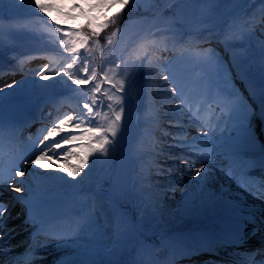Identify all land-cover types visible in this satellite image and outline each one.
I'll use <instances>...</instances> for the list:
<instances>
[{
  "label": "rangeland",
  "instance_id": "rangeland-1",
  "mask_svg": "<svg viewBox=\"0 0 264 264\" xmlns=\"http://www.w3.org/2000/svg\"><path fill=\"white\" fill-rule=\"evenodd\" d=\"M163 1L166 4L171 3V7L178 10L180 16L178 24L168 19L162 21V18H160L161 22L159 19L152 21L150 13L154 5L149 0H146L143 13L138 15L127 14V23L123 27L125 31L119 37H116L110 45L105 47L103 51L104 61L101 64L91 59V56L86 52V46L75 57H72L67 48L73 46V42L77 40L72 33L79 30V28L74 24L59 25L52 20L50 11L54 5L63 7L66 10H72L74 6H77L76 4L84 3L98 8L100 12L110 10V14L114 15L115 12H112L114 4L111 6L98 5V0H39L40 3L52 5L51 8H46L41 13L38 9L34 8L37 0H5L10 8L19 14V17L0 24V42H2L0 58L3 62H15L25 53L32 51H41L54 62V66L46 72L31 75L24 79L18 76L13 87L0 89V115L2 113L5 114L3 115L5 130L12 128V124H6L5 120L6 118H11L12 112L7 111V113H4L5 109L2 107L7 104L9 105V100L30 99L34 107L37 103L45 104L49 99L60 97L66 102L72 101L77 105V111H66L73 119L69 124L62 125L56 136L46 141L50 143L55 139L62 138L65 128L67 131H73L74 135H81V131L73 127V121L80 123L81 128L87 126L107 128L111 120L114 119V112L119 111L120 105L117 103V98L121 97V102L126 109L123 121L125 130L113 151L114 162L112 170L105 173L99 172L95 178L96 188L99 191V193L95 194V197L100 196L106 199L113 213L108 215L99 208L96 213L103 219V222L101 224L97 223L99 227L93 229L95 234L91 239L89 238L90 233L80 235L79 238L85 241V245L106 246L115 240L116 220L117 218L120 219L124 209L115 194L111 193L113 189L109 191L107 188L110 182L114 185H122L129 192V201L125 204V208L127 213L133 216L130 225L121 228L122 240L131 245L130 261L135 259L134 257L138 258L137 251H150L155 246H152L144 235L157 232L159 235H163L165 240L167 235H169L166 232L167 228H163L156 223L157 221L162 222L163 218H159L154 222H149L144 218L146 214L144 208L147 206V203L137 198V185L133 184L132 179L125 178L127 173L130 172V167L126 162L127 154L122 144L124 140L135 138L138 142L141 138L143 119L146 116L143 107L144 101L154 99L155 103L156 101L161 102L167 96V93L163 94L161 92V83L158 80V74L166 72L161 66L162 61H170V71L182 86V96L190 103L192 108L195 107L197 102V98L194 95L199 94V92L195 88L191 89V86L195 83L204 85V81L201 79L203 75L211 76L213 81L217 83L218 88L227 91H231L232 85L230 81L234 77V79L238 80L242 90H245L243 93L244 98L250 105H253L254 100L258 99L250 95V88L255 87L259 89L261 82H264V48H262V44H264V26L256 25L253 23L254 21L248 24V17H241L235 14V8L249 4L250 11L252 12L251 16L255 18L258 11L257 7L263 5L264 0H244V3L241 4H233L232 0H217L215 7L211 9L210 13L214 17V22L203 25L198 23L199 19L209 14L203 6L198 4L182 5L178 4L177 0ZM183 24L194 32L195 37L207 34L210 36L212 42L217 43L218 47H222L223 50L227 49L228 46L232 47L234 54L229 55L227 59L226 57L219 56V51H214L216 57L219 58V65L214 62L209 63L203 55H200L205 50L196 48L189 49L187 54L184 53V49V52H175V54L169 52L166 59L154 58L153 47L167 48L173 46L171 44L165 45V42L170 41L167 38L168 29L170 28L178 30L183 34V40L176 43L177 46L175 45L177 48L187 43V37L182 32L181 25ZM209 28L210 31L208 30ZM249 30L252 33L251 38L244 42L232 38L234 34ZM132 38H137V40L130 46H126L127 42ZM170 43L172 42L170 41ZM85 60L88 62V73L82 71ZM70 63H74V66L68 74H65L66 65ZM139 63H143L144 68L136 73L134 78L129 79L131 66ZM93 68L96 69L97 74L92 82L83 85L75 84V79H87V76L92 75L91 69ZM166 73L169 74L168 72ZM45 76L50 77V79H44ZM240 78L244 79L245 82L243 84ZM120 81L125 82L124 93L117 91ZM98 85L99 90L96 91ZM212 94L216 96V90H213ZM85 103L89 104L95 115L84 109L83 105ZM109 104L113 107L109 108ZM256 122L259 123V120L256 119ZM51 128L53 127L41 130L39 133L26 139L28 141L43 140ZM168 137L165 136L166 139ZM258 137L261 141L264 140V124L260 126ZM133 145L135 143H131V146ZM248 145L249 143H246L245 146ZM135 146L138 145L136 144ZM32 147L30 142L27 145L17 147L14 159L21 154L29 157L34 156L35 153H32ZM181 153L183 155L184 152L182 151ZM166 157L167 154H164V160H169ZM179 158L180 160L185 159L182 156ZM5 160L6 152L2 151V154H0L2 167L8 165V162ZM12 165L6 168L10 171L15 170L17 166ZM26 166L29 167L30 165ZM123 166H126L124 172L122 171ZM63 187L67 191L65 194H71L72 197L75 195V197L68 211L62 215L60 223L53 225L54 233H58L63 229L68 231L70 228L76 227L81 220V217H79L81 214L76 217L71 215L74 210V202L78 198L76 195L79 187L78 183L66 182L63 184ZM114 193H116L115 190ZM7 200L1 201L5 203ZM12 214L14 218L19 217L18 215L15 216V212ZM209 215L210 224H215L213 223L214 213L209 211ZM108 229L110 230V234L107 238H104L103 233ZM172 236L174 238L175 234H172ZM77 241L79 242L80 240L77 239ZM121 248V244L116 245V249L119 250ZM110 251L107 249L105 253L110 255ZM130 261L126 264H130Z\"/></svg>",
  "mask_w": 264,
  "mask_h": 264
},
{
  "label": "bare ground",
  "instance_id": "bare-ground-1",
  "mask_svg": "<svg viewBox=\"0 0 264 264\" xmlns=\"http://www.w3.org/2000/svg\"><path fill=\"white\" fill-rule=\"evenodd\" d=\"M249 7L250 5L246 4L235 8V14L241 17H248V24L253 20ZM258 18L259 16L256 19ZM164 75L168 74L160 72L158 80L161 83V92L163 94L167 93V96L161 102L156 101L155 103L153 99L146 100L143 103L146 117L143 119L140 139L142 147L132 150L129 146V140L123 142V147L127 154L126 162L130 167V172L127 173L125 178L132 179L133 184L137 185V198L147 203V206L144 208L146 212L144 218L149 222L163 218L162 222L157 221L156 223L163 228H167L166 232L171 237L172 234H175V239L173 240V237H169L167 242L155 246L151 250L149 249L150 251H137L138 258L134 257L135 259L131 261L129 259L131 245L122 240L121 232L117 235L113 244H109L106 247L93 244L85 245V241L82 238H78L79 242L76 240V243H70L67 246H60L61 242L57 239H53L50 242L35 240L33 244H35L37 249L33 250V247H31L32 250L29 252L30 255L27 258L28 262L21 259L16 261V264H64V262H67V264H126L129 261L130 264H165L166 255L169 254V247L172 244L178 246V248L183 247L192 240L207 235V230L212 227L209 221V211L216 212L215 218H223V221L220 223L221 227H217V229H224L230 228L231 225L241 224L244 219L243 213L258 207L260 202L253 196L252 192H248L246 187L242 186L244 181L236 175L235 177L230 176L227 174V170H221V167L225 165V161H223V165L220 161L222 154H213L211 158L201 154L208 151L207 141H198L197 143L200 147L196 151H189L187 146H177L179 144L190 145L192 143L191 137L198 136L201 132L212 129L214 124L220 123V115L210 116L206 114L208 113V106L219 105L222 108L219 98L213 96L212 93H208L203 84L195 83L191 86V89H197L200 95H194L197 98L195 106L197 110H194L182 95L180 97L173 95L171 91L172 85L163 79ZM231 85V91L237 90L242 94L234 78L231 79ZM262 85H264V82H261L260 87ZM203 98L210 99L204 101ZM62 102L67 108L77 109L76 104L72 101L66 102L62 100ZM252 104L248 105L256 113L251 120L254 141L249 143L248 146L242 144L240 146V153L247 167V177L254 179L255 170H253V166L264 160V140L261 141L258 137L260 126L264 124V119H261L259 116L260 100L256 99ZM209 116L211 119L208 124H204L201 127L198 126L197 122H205ZM55 117V121L47 125V128L51 125L52 127H56L59 121L66 116L56 115ZM256 118L259 120V123L256 122ZM62 134L64 135L63 138H65L74 133L70 130L67 131L65 128ZM165 136L169 137L166 139ZM230 136L234 137L235 133L230 132L228 126L225 124H220V128L215 131V137L218 139H226ZM53 142L62 143V138L55 139L50 143L45 141L48 144V150H50L49 154L55 153L53 154L54 165L52 168L40 167V165L47 163V161H38L37 166L30 165L27 168L21 163L22 166L14 174H5L6 177L2 176L4 170H0L2 172L0 173V177H2L0 178V186H4L6 190H10L7 198H11L13 204L11 208L7 209L4 225L0 226V244L8 245L0 249V251L4 252V260L8 259L6 257L9 255H13L12 257L19 259V257L25 254V249H17L20 247V244L14 242L20 239L14 237L17 234L12 231L20 224L18 221L22 219L24 213L29 212L35 215L32 216L33 218L37 219L46 218V216L56 212L53 215V221L58 220L64 214L61 211L65 207L60 209L59 212L61 213L57 214L58 211L54 209V206L62 200V196L57 195L53 190L63 189L62 186L65 182H78L79 191L76 194L79 197L74 203V210L71 215L76 217L81 214L79 217L82 218L85 213L92 210V201L91 199H86V197L96 193L95 178L97 173H105L112 170L114 162L113 152L110 153L109 157L95 154L90 157V160L94 159L95 163L85 170L87 175L78 176L75 180L67 177L62 169L65 166L70 167L73 164V157L68 156L67 159H63L62 157L63 153L68 151V148L71 146H65L62 149H52L51 145ZM39 143L40 140H37L34 145H39ZM215 143L213 141L214 153L217 151ZM144 146L147 148L151 147V149L161 148L162 150H150ZM41 148H43L42 145ZM169 149L171 151H168ZM182 151L184 152L183 155ZM32 153H35V155L31 158L35 159V156L39 155V150H34L33 147ZM163 154H168L169 160L164 161ZM180 156L185 159L180 160ZM185 161L187 162L185 163ZM200 163L206 164L207 172L202 173L201 176H194L195 168L199 167ZM21 171H26L27 174L25 176L18 175ZM40 175L47 176L49 179L44 184L37 185L33 182L34 177ZM175 182L177 183L173 184ZM149 183H151V186L146 188ZM17 188H31L32 192H16L15 189ZM37 191L42 194V202L35 207L29 208L26 205V200ZM95 200L101 206L100 210L104 213L108 215L113 213L106 199L95 197ZM0 203L3 202L0 200ZM66 203L67 201L65 202V206ZM21 204L23 205L22 214L18 218H9L10 214ZM96 211V223L101 224L103 219ZM11 224L13 226L6 229ZM75 228H70V230L65 231L59 236L69 234ZM19 234L23 235L24 233L19 232ZM109 234L110 230L108 229L103 233V237L107 238ZM117 244H121L122 248L116 249ZM107 247L111 250L110 255L105 253ZM260 261H264V257Z\"/></svg>",
  "mask_w": 264,
  "mask_h": 264
},
{
  "label": "snow or ice",
  "instance_id": "snow-or-ice-1",
  "mask_svg": "<svg viewBox=\"0 0 264 264\" xmlns=\"http://www.w3.org/2000/svg\"><path fill=\"white\" fill-rule=\"evenodd\" d=\"M131 3H135V0H98L99 4H104L106 6H111L112 4L119 3L120 8L123 9L125 6H128ZM178 4H198L203 6L209 14L202 16L198 23L207 24L209 22H214V17L210 14L211 9H213L217 3V0H177ZM5 0H0V19L3 18V5ZM233 4L244 3V0H232ZM94 5V6H98ZM51 4L40 3L39 0L34 5L35 9H38L39 12H44L46 8H51ZM119 11V10H118ZM264 11V9H262ZM107 25L95 26L94 19H89L88 22L82 26L83 29H90V32H84L82 30H76L72 33L77 40L73 42V46L68 47L67 51L75 57L81 49H84L86 45L91 43L92 37L98 36L99 27H106ZM210 31V28L208 29ZM251 30L247 32H241L239 34H234L233 39L240 42H244L247 39L251 38ZM168 40H170L174 45L183 40V34L178 30L168 29ZM62 43H64L62 41ZM111 43V41L109 42ZM0 48H2V42H0ZM264 48V44H262ZM205 57L209 63L220 64L219 58L216 57L215 52L212 49L205 50L204 53L200 54ZM75 63V61H74ZM74 63L66 65L65 74H68L73 68ZM170 61L163 60L161 66L164 71L168 72V75H164L163 79L168 81L171 85V91L174 96L180 97L182 95L183 89L182 86L177 82L175 75L170 71ZM47 67V66H45ZM144 68L143 63L133 64L131 66V71L129 73V79L134 78L135 74L140 72ZM84 73L89 72L88 62L84 61V67L82 68ZM92 75L87 76V79H75L76 85H83L92 81L96 77V69H91ZM44 79H50V77L45 76ZM201 79L204 81V87L208 93H212L213 90H216V96L219 97V102L222 105L221 114H220V123L214 124L212 129L208 131L201 132L198 136L191 137L192 143L190 145L179 144L180 147H188L189 151H196L199 149L200 145L198 141H207L208 142V151L202 152L201 154L205 157L211 158L213 154H222L225 161V165L221 167V170H227V174L235 177L238 173L243 179V185L247 190L252 192L257 199L264 200V180L256 181L252 178L247 177V167L245 162L242 159L240 153V146L242 144L251 143L254 141V131L252 128L251 120L255 112L251 109V106L247 104L246 99L240 94L237 90L227 91L225 89L218 88V85L211 76L203 75ZM115 86V85H114ZM99 90V85L96 88V91ZM117 91L124 93L125 92V82H119V88ZM250 95L258 98L260 100V111L259 116L261 119H264V85L259 89L255 87L250 88ZM111 99V97H109ZM117 103L120 105L119 111L114 112V119L111 120L107 128L99 127H84L81 128L80 123L73 121V127L81 131V135L70 134L67 138L62 137V143L53 142L51 147L52 149H62L65 146H71L68 148V151L63 153V159H67L68 156L73 157V164L71 167L65 166L62 171L66 173L67 177H71L75 180L76 177L81 175H87L86 169L90 168L92 164L95 163V160H90L91 156L99 154L103 157H109L110 153L115 150L116 144L118 143L120 137L124 133V114L125 106L121 102V97L117 98ZM183 103V101H181ZM84 109H87L89 113H93V109L89 107V104L85 103L83 105ZM109 108L113 106L108 105ZM179 107V106H178ZM95 115V113H93ZM73 118L71 116H66L64 119L60 120L56 127H53L48 130V134L40 141L39 145H34V150H39V155L35 156V159H32L29 156L23 154L15 158V163L12 166H22L23 165H32L37 166L38 161H47V163L40 165L44 168H52L54 165L53 154H49L48 144L45 141H49L50 138L57 135L60 131V126L68 124ZM220 124H225L228 126L230 132H234L235 136L228 137L226 139L216 138L215 131L220 128ZM9 138L11 139V133L9 132ZM5 139V127L3 119H0V154H2L3 146ZM174 139H176L174 137ZM213 141H215V147L217 151L213 152ZM41 145L43 148H41ZM60 158V157H58ZM187 161H185L186 163ZM207 168L205 163H200L199 167L195 168L194 176H201L202 173H206ZM26 171H21L18 173L20 176H25ZM203 179V177H201ZM49 177L47 176H37L34 177V183L37 185L44 184ZM23 183V182H22ZM255 185V187H253ZM16 192H21L22 189H15ZM25 192H32L31 188L23 189ZM42 194L37 191L35 194L30 195L26 200V205L29 208L35 207L42 202ZM86 199H91V211L84 214L81 220L76 225V228L69 234L54 236L53 239H57L61 242L60 246H67L70 243H76V240L83 233H90L89 238L95 234L93 229H97L99 226L96 223L95 211L101 206L97 204L95 200V195L86 197ZM8 205L0 203V226H3L5 223V214L8 209ZM28 222L27 220L25 221ZM121 222L117 218L115 229L117 235L121 232ZM238 240L244 239L242 236L237 237ZM260 252L255 254H246L244 259L246 264H257L255 260V255H260ZM239 255V254H237ZM67 264V262H64ZM260 264H264V261H261Z\"/></svg>",
  "mask_w": 264,
  "mask_h": 264
},
{
  "label": "trees",
  "instance_id": "trees-1",
  "mask_svg": "<svg viewBox=\"0 0 264 264\" xmlns=\"http://www.w3.org/2000/svg\"><path fill=\"white\" fill-rule=\"evenodd\" d=\"M146 0H135V3H131L128 6H125L123 9L120 8L119 3L114 4V10L119 9L120 13L115 16H108L107 11H99L98 8L89 6H80L77 10L78 17L76 21H78L81 26V30L84 32H90V29H83L82 26L85 25L89 19H94L95 26H100L106 24V27H99V35L92 37L91 43L86 45V49L88 52H91L96 58L99 57V51L104 48L106 44L112 41L115 37L121 35L124 31L125 24L127 23L126 19L129 15H138L144 12V7L146 6ZM154 6L152 8V12L150 13L151 18H162L161 20H172L174 22H178L180 19L178 10L171 7L170 5H166L162 0H149ZM57 18L64 20L66 15V11L56 10L55 12ZM15 13L12 12L9 7L4 4L3 5V18L0 19V23L7 19L14 17ZM73 16V15H72ZM189 31L186 30V33ZM26 105V104H25ZM24 104L21 105L20 109H23Z\"/></svg>",
  "mask_w": 264,
  "mask_h": 264
}]
</instances>
